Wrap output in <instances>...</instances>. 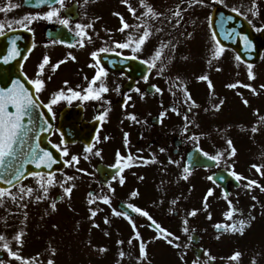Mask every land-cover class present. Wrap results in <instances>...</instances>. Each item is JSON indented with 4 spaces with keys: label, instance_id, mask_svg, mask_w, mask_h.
Returning a JSON list of instances; mask_svg holds the SVG:
<instances>
[{
    "label": "flooded vegetation",
    "instance_id": "obj_1",
    "mask_svg": "<svg viewBox=\"0 0 264 264\" xmlns=\"http://www.w3.org/2000/svg\"><path fill=\"white\" fill-rule=\"evenodd\" d=\"M146 1L149 2V0ZM216 1L204 0L203 4H192V7L200 5L204 9V11L195 13L197 15H193L194 18L207 22L213 10L217 8L216 4L222 7L221 0ZM163 2L164 0H150V3L157 4L156 12L160 13H164ZM73 3L77 4V16H75V11L70 14L66 12V8ZM122 4L124 3L118 0L111 1L114 13L128 17L129 9L123 11L124 7H122L119 10ZM104 5L99 0H64L59 17H54L52 21H49L42 15L36 21L39 28L34 30L33 52L23 65V71L30 81L39 78L48 82L47 87L44 85L43 90L38 93L45 104H48L53 94L60 90H64L67 96H71L68 89L84 94L97 71L96 67L89 66L95 64L90 53L101 47L111 49L114 41L127 40L125 37L110 40L105 38L107 31L99 27ZM50 7L60 8V5ZM50 7L47 8L46 13ZM255 11L260 14L259 9L255 8ZM62 18L69 19L70 23L67 27L59 23V19ZM147 19L151 29L157 34L155 36L151 33L159 41L157 47H154L151 52L148 48L144 54L133 53L131 48L100 53L101 65L108 73L103 82L109 91L101 93L99 100L83 101L75 98L70 103L67 100H60L52 105L55 118L52 119V114H49L52 122L49 141L54 147L60 146L55 148L61 153L64 161L70 160L72 155L79 157L78 163L73 162L71 166L65 165L64 171L68 170V173L62 177V180L69 183L66 177L72 176L71 181L76 182L78 188H81L88 196L89 193H93L89 197L96 199L95 210H97V217L101 223L109 225L115 232L125 233L132 243H165L167 242L163 238L165 232L162 230L173 234L169 237L173 243H188L186 238L189 227L194 225L192 229H196L197 221L191 220L192 216L188 215L189 208L181 206L178 195L182 181L192 193H197L198 189L203 192L209 189L221 191L219 187L210 182L208 177L216 169L222 167L192 168L188 174L183 172L186 155L193 148L197 147L207 153L212 151L211 131L207 132L206 128L196 127L199 117L194 112H189L185 106L184 101L186 100L183 99L182 89L179 86L182 84L181 72L176 66L173 70L168 69L165 48L163 49L165 69L162 74H157L161 66L159 61L157 67L150 70L142 62L151 59L154 51L165 44V15L155 20ZM115 20L117 23L121 22L120 16L116 15ZM198 21H192L194 28ZM77 23L85 26L92 25L91 28L84 29L91 36V40L76 35V32L80 31L75 28ZM94 29L99 37L93 34ZM116 29L119 30V28ZM156 29L162 30L156 31ZM67 32L78 37L77 42L71 46L60 41ZM98 38L101 42L97 41ZM81 39H83L84 47L79 46ZM69 53L72 55L69 56ZM114 54L126 58L135 56L142 64L134 63L133 59L120 60ZM45 55L50 57V63L45 66L38 77L37 73L40 71L38 66ZM72 56L75 57L74 60ZM34 57L37 58L35 63L32 62ZM61 60L64 63L53 71L52 65ZM145 75L148 76L147 82L143 79ZM177 77L180 79L177 80ZM99 83L98 81L92 86L94 90H98ZM152 85L162 91L156 92L151 87ZM117 86H119V91L116 90ZM136 88L141 91H135ZM42 94L47 96L46 100L42 99ZM173 108L177 109L179 114L177 111H172ZM161 113L164 115L161 116ZM132 114L135 115V120L130 118ZM185 115L190 121L187 132L184 131ZM125 133L128 134L127 142ZM193 135L198 136L199 139H190L189 137ZM62 140L63 144H61ZM87 146L92 148L91 152H85ZM63 148H67L68 155H63ZM161 148L165 150L161 152ZM97 151L101 153L100 156L95 155ZM117 152L120 153L119 164H117ZM209 155L212 154L209 153ZM85 156L88 159H85ZM170 160L179 163H170ZM144 161L148 162L144 163ZM62 173H54V176ZM184 175H188L187 180L183 179ZM33 177L29 176L19 185L28 188ZM121 177L124 179L123 184L120 183ZM202 182H204L203 187L200 188L199 184ZM133 191H137L138 195L132 197ZM105 196L109 197L110 204L103 203L102 198ZM173 201H176L175 204ZM129 203L147 211L152 220L156 222V226H151L152 220L147 217L121 206ZM113 208L117 211L128 212L131 221L123 215H113ZM105 217L108 218V223H105ZM184 220L188 223L184 224ZM133 224H135V229ZM182 226L188 231H182ZM137 232L139 238L136 237ZM175 237L179 239L176 240Z\"/></svg>",
    "mask_w": 264,
    "mask_h": 264
},
{
    "label": "rangeland",
    "instance_id": "obj_2",
    "mask_svg": "<svg viewBox=\"0 0 264 264\" xmlns=\"http://www.w3.org/2000/svg\"><path fill=\"white\" fill-rule=\"evenodd\" d=\"M257 1L264 2V0ZM102 2L105 5L101 13L102 19L99 27L107 31L105 36L107 40L120 37L128 39L130 34L134 39H137L143 33V28L139 30L129 28L124 32L117 30L116 28L120 29L122 25L121 22L117 23L115 20L116 15H114L111 0H103ZM224 2L236 8L242 6L241 0H224ZM19 3L20 0H4L3 6L6 10L9 8L14 10ZM145 4L150 5L156 10V3L152 4L149 0ZM13 5L15 7H12ZM163 5L165 7V13L167 14L170 8H172V0H164ZM126 9L127 7L122 10L125 11ZM43 14L37 11L32 12L30 16H35L38 19ZM21 15L23 17L26 16L24 12ZM136 16H141L140 10ZM9 17L12 19V22L18 21L16 20L18 19L16 14H11ZM261 17L264 18V13ZM123 18L129 25L142 23L146 19L142 18L141 20H137L132 13L128 14V17L124 15ZM36 19L32 20V22H35ZM183 27H185V19H182L178 28L183 29ZM165 29L166 34H168V31L171 30L168 23H166ZM151 30V33L157 36L155 31L153 29ZM94 33L99 37L95 29L93 30ZM187 37L189 39H183V42H180L178 48H175V56H177L175 58L182 71L187 74L188 82L185 84L186 88L189 89L190 84L194 85L192 87L196 88L200 95L198 96V99H201L199 102L206 103L201 106L206 121L211 127L222 130V132L215 131L211 137L218 151L217 153H221L222 159L227 163L231 161L237 163L241 156L245 160H254L255 158L258 161H264V119H261V117H264V88H261V85H264V52L257 61V65L254 66L256 68H252L255 78L250 80L248 78L246 64L235 59L234 54L230 51L225 50L219 59L213 57L215 44L206 24L201 26V28L198 27L194 35ZM97 41L101 42L99 38ZM158 42L156 38L150 35L146 43L142 46L141 53L144 54V51L148 48L151 52L154 47H157ZM167 42L166 44H168ZM90 50L92 51L93 48L91 47ZM36 60L37 58L34 57L32 62L35 63ZM217 69L220 70L218 71ZM201 75H207L209 77L213 85L211 90L209 89L207 81L197 79ZM237 81L243 84H250L252 88L256 89L257 95L248 93H252L251 88H249L251 91H248L242 86L244 90L240 86L236 88L226 87V85L236 83ZM47 84L48 82L44 81L46 87ZM42 96L43 100L47 99L45 94H42ZM182 96L185 97L184 95ZM220 99L224 102L219 110H216L214 105L218 104ZM243 99L249 101L248 105L243 103ZM194 101L196 106H193L191 101H188L187 106L192 107L191 111L201 113L198 101ZM257 109L259 110L258 113ZM235 115L236 118L234 117ZM252 127H257L258 130L254 133L251 131ZM229 139L232 141V146L236 149L235 155L231 157L228 155L230 148L227 141ZM263 172L264 170H260L259 176L255 177L257 181L255 188L258 193L255 192L256 194H254L252 187L249 189L250 192L244 190V187H241L234 195L230 196L228 201L230 200L233 207L239 210L233 214L231 220L225 217V213L229 211V203L227 200H225L224 205L220 206L218 212L210 214V220H206V211L201 212L198 210L196 212L197 214L194 220L197 221V231L203 232L205 236H208L212 240L211 243H203V245L207 247V253L215 259L216 264H253V261H255V264H264V223L262 222L260 229L257 226V222L260 221L258 216L264 219V191H261V187L264 186L261 183V181H264L261 180L262 178L264 179ZM54 181L53 185L48 189L52 203L55 202L54 197L56 195L59 194L60 197H63V199L55 202V211L52 210V203L47 197L40 201L35 199L37 195H43L37 183L29 186L33 189L31 196H25L23 200L19 199L21 208L24 211L23 214L16 216L7 211L6 208L0 210V224H6L0 225V231L3 230L0 232V236L4 238L0 240V251L3 253V257L0 260L4 264H23L22 261L16 260L8 255V250L3 248L5 242L9 244L12 251L18 252L24 258V261H27V264H47L49 259L54 260L55 264H125L127 260L131 264H168L165 262L167 260V252L169 251L166 243H144L147 258L139 259V247L141 243H129L124 237L111 230V227L103 224L94 227L89 223H87L88 225L79 227L80 223L76 221L78 217L73 219L72 216L77 215V211L79 212L80 209L88 208L86 207V198L80 191L81 195L75 190V194L73 193L75 196L73 197L76 198L78 196L79 198L74 200L72 195L69 197L63 192V188L61 187V184L63 187H70L73 186V183L66 184L57 178ZM203 183L199 184L200 188L203 187ZM253 196L256 197L255 200ZM259 196H261L260 202L258 201ZM180 199H183V196ZM25 204L27 207H24ZM67 210L72 212L71 216L70 213H67ZM82 212L83 210L79 213ZM84 215L86 220H88L89 215ZM93 219H96V216ZM240 219L250 222V225L243 232V235L247 233L245 236H248L249 233V237L245 241L243 240L245 236H242L238 232L224 231L217 233L213 231V227L217 224H231ZM61 223L69 227L61 226ZM71 223L72 226H78V228H71ZM254 225L255 231L253 232ZM21 231L24 233L22 236V246L14 239L15 235ZM81 240L82 242L83 240L86 242L81 243ZM119 241H123V243H118ZM176 245H178L177 248L182 258L184 256L182 253L188 252L189 243H176ZM106 246H108L109 251H100L101 248L105 249ZM127 248L130 251L126 258ZM53 249L55 250L54 255L52 254ZM112 249L114 250L112 251ZM239 249L242 255L237 260L230 259L233 253ZM121 251L125 252L123 259L118 255V260L114 261L115 257L113 256L119 254ZM207 258L209 256L205 255L200 260V263L196 264H204ZM184 261L185 264H193L194 262L192 259H184Z\"/></svg>",
    "mask_w": 264,
    "mask_h": 264
},
{
    "label": "snow or ice",
    "instance_id": "obj_3",
    "mask_svg": "<svg viewBox=\"0 0 264 264\" xmlns=\"http://www.w3.org/2000/svg\"><path fill=\"white\" fill-rule=\"evenodd\" d=\"M39 2L41 4H44L45 6H52V5H56L59 4L60 8H53L50 7V10L47 13L43 14V18L47 19L49 21H52L54 17H59V11L60 9L63 8L64 6V0H39ZM122 3H127V0H121ZM203 4L204 0H189V6H191L192 4ZM140 4L141 7H144L146 10L141 13V16H136V9L132 8V6L129 4L128 5V9L129 11L133 14L134 17H136L137 20H141L142 18H146L143 20L142 23L136 24V25H129L128 23H126L124 21L123 16L120 13H114V15L120 16L121 19V28L119 29V31L124 32L126 29L129 28H135L136 30H139L140 28H143V33L141 35H139V37L137 39H134L133 36L130 34L129 38L124 41V42H120V41H114L113 42V47L110 48H106V47H101L100 49H98L97 51H93L90 53L91 57L95 60V64L94 65H89L90 67H96L97 71L95 76L92 78V80L89 82V87L85 90L84 94H82L79 91H74L72 89H68L67 91L71 93V96H67L64 94V90H60L57 93H54L52 98L50 99L48 104H42L41 102H39V97L37 96H33V93L29 91L28 88H26L22 83H20L19 80H14L11 83V87H5V88H0V168H4L5 172L4 173H0V181L6 183L7 185H19L20 181L22 178H26L25 177V172L22 170L23 169V164L25 162H30V163H34L36 168H41V167H46L51 169L52 165L56 162V160L53 157L52 152L44 150V149H40L39 145L37 144L35 148H33L31 145L27 146V151H25V145L27 144V141L25 140V137H28L30 132H33L32 128H26L25 127V121L27 120V123L29 125L35 124L37 123L40 119H43V126L40 127V131H48L50 130V124H49V120L47 118H44V114L40 113L37 111V109H39L40 107H44L47 108V111L49 114L51 115V118L54 119V113H52V105L57 104L60 100H67L69 103L75 99V98H80L83 101L86 100H99L101 99V93H106L109 91L107 85L103 82L104 78L107 77L108 73L107 70L101 65L100 59H99V54L100 53H106L109 51H115V49H128L131 48V51L133 53H138L142 51V46L146 43L148 37L151 35V27L148 23V19L147 18H151L153 20L158 19L159 17L164 16V13H160V12H156L154 11V9L150 6V5H146L144 0H140ZM252 6L253 8H255V0H252ZM12 7H15V5H13ZM6 9H0V11H5ZM181 11L182 9L180 8V6L178 5L176 10L174 12H171V16L174 17H179V19L175 20V26L179 27L180 22H181ZM233 11L235 12H239L238 8H233ZM241 15H243L244 13H240ZM252 15H256L257 13L255 11L251 12ZM25 19H27L29 22H31V20L36 19L35 16H29V17H25ZM165 19L168 20V22H171V20L168 17H165ZM228 19H232V17H228ZM59 23L61 25L64 26H68L70 21L67 18H62L59 19ZM249 23H251V21H249ZM9 27L11 26L10 24L8 25ZM5 27V25L0 22V35H4L3 32V28ZM92 25H81L79 23H77L75 25V28L80 30L76 32V35L78 37H83V38H87L88 40H91V36L84 30L85 28H91ZM162 29H156V31H161ZM261 29H257V31H260ZM188 36H191V33H187ZM232 33L228 34V37L231 38ZM243 39L245 41H247V37H243ZM212 40L214 41L215 44V48H214V52H213V57L215 59H219V57L223 54V52L225 51L224 46L221 44L220 40L217 38V34L215 32L212 33ZM12 47L9 50V56L4 57V62L7 63L9 61V59H13L15 58L17 55H19V52L16 49V42L15 40H13L12 42ZM80 47H84V42L83 39H81ZM248 46L251 47V42H248ZM171 47L172 49H175V44H162L161 46H159L155 51L153 56L151 57V59L148 60H143L142 62L150 69L152 68H156L157 67V62H160V68L158 71V75L162 74L164 69H165V63H164V59H163V49L164 48H168ZM69 56H71L72 54L69 53ZM133 58H137V57H133ZM72 59L74 60L75 57L72 56ZM235 59L240 60L239 56H236ZM50 63V57L45 55L43 57V61L39 64V69L40 71L37 73V76L39 77L41 72L43 71V69L45 68L46 65H48ZM61 63H64L63 60L58 61L55 65H52V70L55 71L59 65ZM252 65L248 64L247 65V69H248V78L254 79V73L252 71ZM218 71L220 69H217ZM50 79V77H49ZM87 79V77L85 78ZM143 79L145 80V82H147L148 80V76L145 75L143 77ZM177 80H179L180 78L177 77ZM200 81H207L208 82V86L209 89L211 90L213 85L211 80L209 79V77L207 75H201L197 78ZM100 82L98 85V90H94L93 89V85H96L97 82ZM30 83L34 86V91L35 93H39L43 90L44 87V81L37 78L35 80H31ZM65 84H67V81H65ZM181 87V89L183 90V92L185 93V95L187 96V100L184 101V103H187L188 101H191V103L193 104V106L195 105V101L192 100L191 98V94L187 91V88L185 85H179ZM238 86H242L245 88H251L253 94H257L256 93V89L252 88V86L250 84H242V82L237 81L236 83L233 84H228L226 85V87L229 88H236ZM152 88L155 89L156 92H161L162 90L159 89L158 87H156L155 85L151 86ZM261 88H264V85H261ZM117 91H119V86H117ZM135 91L140 92L141 90L139 88H136ZM239 94V93H238ZM142 98H143V94H142ZM223 100L221 99L219 101L218 104L214 105V108L216 110H219L220 106L223 104ZM243 103L245 105H248L249 101L247 99H243ZM11 109V110H10ZM172 111H177L178 110L173 108ZM188 111L190 112L191 109L189 108ZM207 111V109H206ZM259 112V110L257 109V113ZM164 113H161V116H163ZM130 118L135 120L136 117L134 114L130 115ZM261 119H264V117H261ZM185 120V125H184V131L187 132L188 131V125L190 123L188 116L185 115L184 117ZM258 129L257 127H252L251 131L252 132H256ZM127 133H125V141L127 142ZM190 139L193 140H198L199 137L198 136H191L189 137ZM105 139H107V137H105ZM228 146L230 148V151L228 153L229 157L234 156L236 153V149L232 146V141L229 139L227 141ZM61 144H63V140L61 141ZM55 147L59 148V145H56ZM165 149L161 148L160 151L163 152ZM92 148L90 146L85 147V152H91ZM63 155H68V150L67 148H63L62 149ZM95 155L100 156L101 153L99 151H97L95 153ZM202 155L204 157H206L209 160H212L213 162H217L219 160V158L221 157V153H217L214 156H210L209 153L207 152H202ZM85 159H88L87 156L84 157ZM120 161V153L117 152V164H119ZM73 162L78 163L79 162V157L76 155H72L70 160L65 161V165L66 166H71ZM148 161H144V163H147ZM153 162H154V158H153ZM170 163H179L178 161H171ZM199 162H190L188 165H185L183 168V172L185 174L190 173V169L191 167H195ZM253 168H255L258 172L260 171L261 166L260 165H256L253 164L252 165ZM82 171V170H81ZM32 176L34 177H40V179H37V184L39 185L40 190H42L43 195H37L35 197V199L37 201H40L44 198L47 197V193H48V187L53 185L54 181V173H50L46 178L45 177H41L40 173H30ZM237 181H239L241 179V177L236 174L234 171L231 173ZM264 174V173H262ZM67 180H72L73 177L72 176H67L66 177ZM113 179H115V177H113ZM141 179H143V177H141ZM183 179L187 180L188 179V175H184ZM208 179L211 181L213 180L212 176H209ZM15 182V183H14ZM120 183L123 184L124 183V179L123 177L120 178ZM253 185H257V181L256 180H249L248 183L245 185L246 188L251 189V187ZM61 187L63 188V192L65 194H67L69 197L71 196V192H72V188L73 186L70 187H63V185H61ZM114 191V190H113ZM261 191H264V186L261 187ZM213 192V189H209L207 194L205 195L204 198V206L205 208H207V199L208 196H211ZM33 193V189L31 187L25 188L23 186H20L18 188V192L17 194H13L11 193V191L8 188H4V187H0V201H2V199L7 195L9 198H11L13 201L17 200V196H19L20 200H23L25 196H31ZM93 195V193H89V196L91 197ZM138 195L137 191H133L131 193L132 197H135ZM57 199H63V197H58ZM103 199V203L105 204H110V199L109 197L105 196L102 198ZM253 199L255 200L256 197L253 196ZM176 201H173V204H175ZM89 203H95V201L93 200H89ZM229 211L227 213H225V217L229 220L232 219V216L234 213L238 212V209H235L232 205V202L229 200ZM24 207H27V205L25 204ZM51 208L53 211H55L56 209V203L53 202L51 204ZM127 209H130L131 211L135 212V213H139L142 216L147 217L149 220H152V217L149 215V213L147 211H143L141 208L134 206L133 204H127L126 205ZM113 211V215L115 216H125L126 218H128L131 221V217L129 215L128 212H121V211H117L115 208L112 209ZM89 212L91 213L90 218H94L97 214V210L90 208ZM26 215V213H25ZM189 216H195L196 215V210L193 209L192 211H190L188 213ZM242 215V214H241ZM209 218H211V215L209 214ZM252 219H254V217H252ZM105 223H108V218L105 217ZM184 224H187L188 221L184 220L183 221ZM238 225V226H237ZM250 225V222L244 219H240L237 222L231 223V224H217L215 227L219 230L221 228L224 229V231H231L233 233L238 232L239 234L243 235V232L245 230L246 227H248ZM94 227H98V225H93ZM151 226H156V222L154 220H152V225ZM133 228L135 229V224H133ZM165 232L164 235V239L172 244L173 240L169 239V237H172L173 234L170 232H166V230H162ZM184 231L187 232L188 229L184 228ZM24 235V233L18 232L14 239L17 241V243L22 246L23 245V240H22V236ZM136 237L139 238V233H136ZM159 238V237H156ZM218 238V237H217ZM4 238L2 236H0V240H3ZM176 240L179 239V237H175ZM129 243H131V240L128 241ZM118 243H123V241H119ZM178 246V245H176ZM3 248L8 250V255L16 260H20L23 262V264H27V261H24V258L21 257L19 255L18 252L16 251H12L11 247L9 246L8 243H4L3 244ZM106 249L101 248L100 251H105ZM52 254H55V250H52ZM39 255V254H37ZM205 255L209 256V260L214 259L213 257H211L207 251H205ZM242 254L237 251L235 253H233V255L230 257V259L232 260H237ZM125 256V252L121 251L119 253V257L121 259H123V257ZM147 258V251H146V247L145 244L143 242H141L140 247H139V259H146ZM0 264H4L3 261H0ZM47 264H55L54 260L49 259L47 261ZM193 264H196V262L194 261ZM204 264H208V261H205ZM253 264H255V261H253Z\"/></svg>",
    "mask_w": 264,
    "mask_h": 264
},
{
    "label": "water",
    "instance_id": "obj_4",
    "mask_svg": "<svg viewBox=\"0 0 264 264\" xmlns=\"http://www.w3.org/2000/svg\"><path fill=\"white\" fill-rule=\"evenodd\" d=\"M38 4H41L39 0H24V5L39 6ZM228 17H232V19L229 20ZM211 26L213 31L217 34V38L220 40L221 44L234 47L241 58L249 61H253L257 58L258 56L257 42L251 30L243 20H241L235 15L223 11H217L214 13V16L211 20ZM229 33H232L231 38L228 37ZM245 36L247 37V41L243 39V37ZM13 40H15V42L17 43L15 44L16 49L17 46H20L22 48L19 49V55H17L13 59H9V61L5 63L4 57L9 56V50L12 47L11 42ZM249 41L251 42V47L248 46ZM30 43H31L30 38L22 31H12L0 36V64L2 63L5 64L6 65L5 70L7 71L11 70L10 71L11 75H13V77L15 76V78L21 77V73H20L21 61L23 60L25 56V52L28 50ZM0 69L2 68L0 67ZM10 80L11 77L7 76L6 82L5 84H3V86L11 87L12 81ZM25 85L27 84L25 83ZM37 111L43 113L44 118L48 119L47 113L41 110V108L37 109ZM41 126H43V119H40L37 123L31 126L33 132H30L28 137H25V140L27 141V144L25 145V151H27L28 145H31L33 148H35L37 144L39 145L40 149L50 151L46 143V139L49 133H47V131L46 132L40 131L39 129ZM25 127L28 128V126ZM197 156L198 155L195 154V159L197 158ZM55 165L56 163H54L52 166ZM56 169H60V165H57ZM22 170L25 172V176H26L31 172H41L42 170L48 171L49 168L41 167L38 169L36 168L34 163L25 162L23 164ZM4 172H5L4 168H0V173H4ZM225 177L222 179L223 180L222 182L221 179H219L218 177H214L213 179L217 180L218 182H221V184H227L230 180L229 178H225ZM9 186L12 185H7L6 183L0 181V187L5 188ZM191 250L195 253L197 257L199 256L200 249H196L192 247ZM209 264H211V261L209 262Z\"/></svg>",
    "mask_w": 264,
    "mask_h": 264
}]
</instances>
